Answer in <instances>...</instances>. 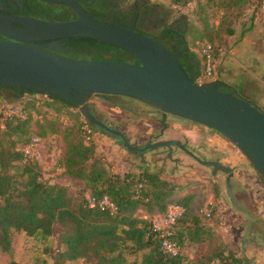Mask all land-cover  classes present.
I'll return each mask as SVG.
<instances>
[{"label":"trees","instance_id":"1","mask_svg":"<svg viewBox=\"0 0 264 264\" xmlns=\"http://www.w3.org/2000/svg\"><path fill=\"white\" fill-rule=\"evenodd\" d=\"M83 1L86 2V13L99 21L114 20L122 25L142 13L155 16L151 12V9L155 11L154 5L147 7L141 3L119 13L116 10L119 0ZM262 2L263 0H170L177 11L192 5L190 12L196 16V21L202 22L203 27L200 35L192 34V37L194 40L207 37L204 44L211 45L217 66L221 58V47L237 34L236 24L240 23L242 28L239 34H243L252 20L250 17L246 18L248 10L254 13ZM211 16L218 19L217 28L221 24L218 42L208 34ZM52 18L56 21L67 20L71 18V13L69 9L63 8L55 12ZM193 27L186 15H182L175 23L163 25L156 34L143 29L137 31L155 37L170 51L177 52L184 45L187 46L185 35L191 33ZM56 52L75 59L96 54L137 63L124 49L87 37H69L68 44ZM179 61L187 77L199 83L204 67L196 53L187 46L181 51ZM213 82L223 90L217 80L204 85L210 86ZM3 89L13 92L15 99L0 102L2 251H9L12 232L22 230L30 236L41 238L59 232L58 240L63 250L60 251V259H55L54 264H66L65 260L78 258L93 264H127V255L136 258L131 264H246V259L238 255L236 246L224 241L219 231L212 230V224L218 222L213 215L217 207L214 206L211 215L206 216L207 209L204 205L209 208L207 198L198 199L192 193L194 189H189L187 183L164 177L161 172L147 167L127 169L122 173L108 169L98 153L97 135H112L97 129L68 101L55 95L0 85V92ZM88 96L85 95V98ZM115 96L144 102L120 95L104 97L122 110L130 108L114 101L112 97ZM53 112L58 115L52 116ZM62 112L70 115L69 123L60 120ZM93 114L100 119L94 112ZM84 125L91 130L89 137L84 133ZM33 137H37L44 145L41 148L42 157L43 152L59 150L58 166L62 169L61 176L45 181L41 179V161L29 158L25 160L22 149ZM117 143L121 145L118 140ZM15 171L26 175L24 183L16 181L13 174ZM214 192L218 202L217 187H214ZM104 195L114 205V211L89 206L90 197ZM170 204H181L184 207L174 225L173 240L180 247L177 255L165 253L160 240L151 231L155 215L164 214ZM208 229L210 232L206 231ZM192 240L204 241L207 246L205 252L193 262L187 260V248L191 246ZM7 264L21 263L10 261Z\"/></svg>","mask_w":264,"mask_h":264},{"label":"water","instance_id":"2","mask_svg":"<svg viewBox=\"0 0 264 264\" xmlns=\"http://www.w3.org/2000/svg\"><path fill=\"white\" fill-rule=\"evenodd\" d=\"M42 1H59L71 6L76 18L42 21L0 13V35L4 37L0 39L1 86L63 98L88 122L117 138L127 151L135 154L156 145L171 142L179 145L174 141H160L142 147L132 146L121 131L93 114L85 95L140 99L158 108L163 129L167 116L174 115L222 134L249 159L264 181V113L247 99L237 97L233 89L225 91L216 82L206 86L189 79L179 61L186 45L172 52L153 36L113 21L92 18L77 0ZM67 37H87L114 45L129 52L137 63L75 59L29 43ZM205 163L213 166L214 171H230L218 161Z\"/></svg>","mask_w":264,"mask_h":264},{"label":"rangeland","instance_id":"3","mask_svg":"<svg viewBox=\"0 0 264 264\" xmlns=\"http://www.w3.org/2000/svg\"><path fill=\"white\" fill-rule=\"evenodd\" d=\"M141 3L147 7H150V5L156 6L155 11L151 9L152 14H155V16L150 15L152 17L148 21L149 25L143 28L146 32L151 34H156L158 29L166 23H175L182 15H186L188 22H192L194 25L192 32L189 34L186 33L185 35L187 46L190 51L195 52L197 57L200 58V49L201 46L204 45V41L207 40V37L198 40H194L192 37V34L200 35L203 31L202 22L196 21V16L190 12V9L193 8L192 5L177 11L175 7L170 4V0H119L116 4V10L119 13H123ZM251 12L252 10H248L246 18L250 17ZM143 15L145 14L142 13L140 16ZM209 23L210 28L208 34H211V36L215 38L214 41L218 42L217 38L222 31L220 27L221 24L219 28H217L219 21L212 16L209 19ZM235 27L239 35L242 26L238 23ZM245 27L248 26L245 25ZM181 28L183 29V26H181ZM232 58L231 55H226L225 60H227H224L223 67L228 70V77H234L233 80L235 81L234 66L236 64L232 63L231 65L229 62ZM82 59L115 60L114 57H100L96 54H87ZM218 77V66L215 63V72L207 77H204V73L202 72V76L198 82L199 84H205L214 80H219ZM248 81L252 82V86L257 84L255 80L248 79ZM223 89L225 91L229 90L227 87H223ZM235 95L239 98H243L240 90H237ZM14 99L13 92L7 89H3L2 92H0V102H8V100ZM112 99L130 109L122 110L113 106L108 100L93 94L86 98L93 112L110 127L121 131L132 146L142 147L146 145L150 135H157V138L152 140L154 143L160 141H174L178 142L179 145L172 142L171 144L156 145L140 154H135L127 151L123 146L117 143V138L114 136L99 134L97 135L98 153L103 161H105L108 169L122 173L127 169L147 167L153 171L161 172L164 177L187 183L189 189H194L192 193H195L198 199L206 197L207 203L211 201L213 205L217 207V210H215L216 212L214 211L215 213L213 214L217 220L219 219L220 212L223 214L224 211L228 212L230 209L232 210V208L229 207L233 202V198L236 199V194L239 193L241 189L247 188L248 179L243 175L244 173L240 171L236 172V176L227 180L226 173L220 170H216V172L211 165L205 163L206 161L219 158V154L208 145L207 141L208 132L216 134V131L174 115L167 116L165 121L166 127L163 129V125L159 121L161 113L156 107L145 102L129 100L128 98L118 96L112 97ZM252 104L258 108L255 102ZM259 110L262 111L261 109ZM262 112L264 113V111ZM56 115H58V113L53 112L52 116ZM60 117L62 122L69 123V114L62 112ZM162 129L163 133L160 135ZM218 134L224 137L220 133ZM40 147H44L43 143H40ZM43 154L40 162L42 168L41 179L51 181L61 176L62 169L58 166L59 150H52L49 153L43 152ZM249 163L252 165L250 161ZM225 165H230V163L226 162ZM213 171L215 176L211 175ZM13 174H15L16 181L19 184L26 181V175L21 174V171H15ZM257 179L260 178L258 177ZM214 187H217L218 190V202L215 199L216 194L214 192ZM249 192L251 193V190ZM252 192L254 191L252 190ZM205 206L206 205H204V208L208 209ZM218 210H220V212H218ZM58 234L59 232L49 237L41 238L39 236H30L22 230H14L12 232L9 251L4 252L0 249V264H7L10 261H16L21 264H54L55 259H60V251L63 250L58 240ZM135 259L134 256L127 255L126 263L131 264ZM65 263L93 264L82 258L71 261L65 260Z\"/></svg>","mask_w":264,"mask_h":264},{"label":"crops","instance_id":"4","mask_svg":"<svg viewBox=\"0 0 264 264\" xmlns=\"http://www.w3.org/2000/svg\"><path fill=\"white\" fill-rule=\"evenodd\" d=\"M250 19V27L243 34L230 37L226 45L221 47L217 81L221 83L222 88L227 87L228 91L233 89L234 94L240 90L244 99L255 102V105L264 111V0L254 13H250ZM226 55L233 57L229 60L231 65L236 64L235 81L234 77H228V70L223 67ZM247 78L257 81V84L252 86V82ZM207 135L208 145L219 154V158L214 161L222 165L230 163L225 165L232 173V177L227 175V180L240 171L248 179L247 188L238 190L240 192L236 194V199L233 198L232 204L228 206L232 210L224 211L223 214L218 210L219 219L217 224H212V230H220L224 241L236 246L238 255L246 259V264H264V181L249 163V159L229 139L221 137L218 132H208ZM214 174L213 171L211 175L215 176ZM257 176L260 179H257ZM209 230L206 231L210 232ZM185 237L188 240L187 236ZM190 244L187 248V260L193 262L205 252L207 246L200 240H192Z\"/></svg>","mask_w":264,"mask_h":264},{"label":"built area","instance_id":"5","mask_svg":"<svg viewBox=\"0 0 264 264\" xmlns=\"http://www.w3.org/2000/svg\"><path fill=\"white\" fill-rule=\"evenodd\" d=\"M200 60L201 64L204 67V77H207L215 72V62L213 59V50L211 45L204 44L201 46ZM83 130L87 136L91 132L87 125L83 126ZM22 151L26 156L25 160L29 158L37 160L39 162L42 159L40 140L37 137H33L30 143L25 146ZM88 203L89 206H96L102 210H115L114 205L110 202V199L106 195L102 197H90L88 199ZM208 204L209 208L206 210V216L211 215V210L214 207L211 201H209ZM183 211L184 207L181 204H170L164 214L155 215L152 221L151 231L154 232L155 237L160 240L162 250L170 255H177L180 252V247L173 240V235L175 233L174 225L176 223V220L182 215Z\"/></svg>","mask_w":264,"mask_h":264},{"label":"flooded vegetation","instance_id":"6","mask_svg":"<svg viewBox=\"0 0 264 264\" xmlns=\"http://www.w3.org/2000/svg\"><path fill=\"white\" fill-rule=\"evenodd\" d=\"M77 1L81 4L82 8L85 11L86 2H84L83 0H77ZM63 8L69 9L71 13V18L67 20L76 18V14L73 8L59 1L47 2L42 0H0V13L7 14L13 17H31L42 21H56L52 18V16L54 15L55 12H58ZM150 18H151L150 14H145L143 16H138L137 18L132 19L129 23H122V25L121 23L115 22L114 20H111L109 22L113 21L114 23H117L121 26L138 30L147 27L149 25L148 21L150 20ZM59 21H63V20H59ZM14 25L20 26V24H16V23H14ZM2 38L4 37L0 35V39ZM68 38L69 37L63 39H56V40H31L29 41V43L40 46L44 49H49L57 53L56 52L57 50L68 44ZM162 133L160 131V135ZM156 138L157 135H150L146 145L147 144L152 145L154 143L152 140ZM229 172H226V174L229 175Z\"/></svg>","mask_w":264,"mask_h":264}]
</instances>
